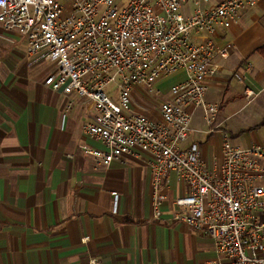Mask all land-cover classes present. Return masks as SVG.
<instances>
[{"label":"built area","instance_id":"1","mask_svg":"<svg viewBox=\"0 0 264 264\" xmlns=\"http://www.w3.org/2000/svg\"><path fill=\"white\" fill-rule=\"evenodd\" d=\"M257 2L0 0V49L6 34L17 35L28 56L51 63L45 86L89 104L92 118L81 129L103 149L82 151L98 167L148 156L155 215L169 174H177L186 190L174 199L182 212L173 218L212 240L218 258L208 264H264V144H242L220 130L221 162L208 167L198 143H188L194 110H202L209 131L217 127L218 106L205 99L207 77L229 46H217L213 36ZM178 70L184 79L158 104L161 120L133 110L134 89L159 95L156 80Z\"/></svg>","mask_w":264,"mask_h":264},{"label":"crops","instance_id":"2","mask_svg":"<svg viewBox=\"0 0 264 264\" xmlns=\"http://www.w3.org/2000/svg\"><path fill=\"white\" fill-rule=\"evenodd\" d=\"M192 3L185 6L189 13ZM0 49V264H208L218 257L212 240L175 220L174 204L186 187L168 176L165 199L151 208L148 156H124L100 168L82 146L103 149L83 133L91 120L87 102L43 84L52 68L25 52L24 41L6 34ZM213 39L228 45V57L214 60L205 99L218 106L213 131L194 110L189 142H197L208 167L221 162L220 130L236 142L259 141L264 112L233 121L249 103L264 100V0L244 6L237 22L217 28ZM201 40V36H195ZM43 62H46L45 64ZM48 65V66H47ZM184 79L182 70L156 80L162 98ZM252 92L249 98L245 95ZM146 99L136 88L134 96ZM145 113L161 120L157 114ZM118 205L113 211V195Z\"/></svg>","mask_w":264,"mask_h":264},{"label":"rangeland","instance_id":"3","mask_svg":"<svg viewBox=\"0 0 264 264\" xmlns=\"http://www.w3.org/2000/svg\"><path fill=\"white\" fill-rule=\"evenodd\" d=\"M259 1V0H258ZM44 64L46 62H43ZM48 66V65H47ZM51 70V69H50ZM113 86V85H111ZM110 89H112V87H110ZM142 94L144 93L147 97L146 99L142 98L139 95H135L134 98V107L138 110H142L146 113L149 114H157V105L160 103L161 100H163L162 98V93L159 95H150L148 93L143 92V90L139 89ZM110 90V94H111ZM262 112H264V100H258V101H254L252 103H249L248 105L244 106L239 112L238 115L235 116V118H233V121H235V119H237L239 122H246L249 120L254 119L253 117H256L258 114H260ZM255 135L257 136L259 141L264 142V127H261L260 129H257L255 131ZM115 202V205L113 204V206L116 208L118 205V197L115 198L113 197V203ZM90 264H98L97 259H91L89 261Z\"/></svg>","mask_w":264,"mask_h":264}]
</instances>
